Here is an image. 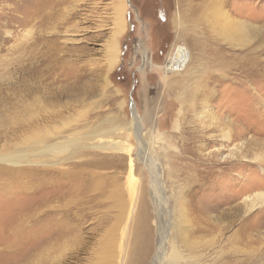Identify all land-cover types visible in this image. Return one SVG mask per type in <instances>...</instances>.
<instances>
[{
	"label": "rangeland",
	"instance_id": "obj_1",
	"mask_svg": "<svg viewBox=\"0 0 264 264\" xmlns=\"http://www.w3.org/2000/svg\"><path fill=\"white\" fill-rule=\"evenodd\" d=\"M6 83L38 90L28 162L0 163V264H85L81 246L110 228L118 261L135 221L155 227L158 196L172 220L179 192L189 221L190 206L218 216L225 254L234 237L236 258L264 255V206L248 205L264 194V0H0ZM1 139L24 148V136Z\"/></svg>",
	"mask_w": 264,
	"mask_h": 264
},
{
	"label": "bare ground",
	"instance_id": "obj_2",
	"mask_svg": "<svg viewBox=\"0 0 264 264\" xmlns=\"http://www.w3.org/2000/svg\"><path fill=\"white\" fill-rule=\"evenodd\" d=\"M120 10L121 8H116L114 21L116 25L113 29L114 35H117L122 29L123 14ZM214 15L215 17H221L220 13H214ZM216 19H218V17H216ZM176 20L177 21L175 22H179L180 18H177ZM117 54L118 50L115 38L113 37L108 40L105 46V62L102 64L103 71L114 64L117 59ZM172 56H174L173 53ZM169 58L164 65L167 71H175L176 69L181 68V64L177 66L178 62L169 60ZM19 73L21 75H28V71L25 69H20ZM27 77L28 76L25 78ZM35 90L38 89L28 88L27 84L14 86V84L6 83L5 88L0 85V105L3 106V109L1 108V110L4 111L2 113H8L5 115L3 114L6 118H3V115L0 114V127H3V130L0 131V141H2V137H25L21 142L24 146L22 150H12L13 148L8 145V143L3 145L4 149H0V163L10 166V169H4L8 170V173L13 170L11 166H17L24 162H28V93H32ZM64 91L58 90L54 94L60 96ZM20 108L24 117L20 118L16 113L10 117L12 111H18ZM9 122L11 123V126L8 125ZM107 133H109V131ZM146 142V149L152 153V137L150 135L147 136ZM112 147L116 150L120 149L117 144H113ZM147 150L144 152L143 158L146 163V159L150 158L147 157ZM149 167L152 168V171L154 170L151 164ZM180 193L181 192H179L174 198L172 205L173 208L175 206V212L173 219L170 221H167L170 216V209L168 208L169 205L167 206L166 204V200L162 201L160 196H158L160 199L157 197L156 200H154L155 227L152 228L149 226L148 214L147 217H144V220L135 221L130 241H125L124 238H122L123 249L119 253L118 261L114 260L116 255L113 254L114 250L112 245V242L115 241V231L110 228L108 231L109 234L105 238L97 240V244L94 248L86 246L85 244L81 246L84 251L83 253L88 255L85 264H249L251 261L264 262V255H256L253 258H246L243 261L236 258L237 249H232L236 240L234 237L232 240V237L229 239L227 254H225L226 252L224 253L223 242L220 240V235H218L221 231L218 216L216 215L213 217L214 221L211 225L209 220L212 218V215H210L208 210H204L201 206H190L189 211L193 216L192 220L189 221L187 217L188 209L184 199L185 196ZM248 205L251 209L263 207L264 194H256ZM141 210L142 209H139L138 213H140ZM238 212V209H234L233 215L228 213L232 215L230 216V223L235 220ZM208 234L213 235L212 238H214V241L211 242V244L204 241ZM208 252H210V254H208ZM79 260L80 259H78V261Z\"/></svg>",
	"mask_w": 264,
	"mask_h": 264
}]
</instances>
